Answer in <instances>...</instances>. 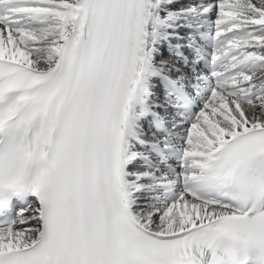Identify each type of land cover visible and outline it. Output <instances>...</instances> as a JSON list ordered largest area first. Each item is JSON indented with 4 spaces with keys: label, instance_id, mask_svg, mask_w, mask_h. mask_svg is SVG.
Returning a JSON list of instances; mask_svg holds the SVG:
<instances>
[{
    "label": "snow or ice",
    "instance_id": "1",
    "mask_svg": "<svg viewBox=\"0 0 264 264\" xmlns=\"http://www.w3.org/2000/svg\"><path fill=\"white\" fill-rule=\"evenodd\" d=\"M0 264H264V0H0Z\"/></svg>",
    "mask_w": 264,
    "mask_h": 264
}]
</instances>
